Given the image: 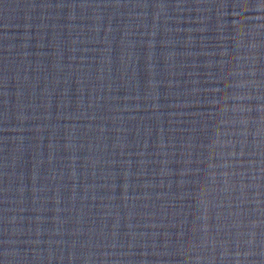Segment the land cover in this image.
Returning a JSON list of instances; mask_svg holds the SVG:
<instances>
[{"label": "water", "instance_id": "obj_1", "mask_svg": "<svg viewBox=\"0 0 264 264\" xmlns=\"http://www.w3.org/2000/svg\"><path fill=\"white\" fill-rule=\"evenodd\" d=\"M0 264H264V0H0Z\"/></svg>", "mask_w": 264, "mask_h": 264}]
</instances>
